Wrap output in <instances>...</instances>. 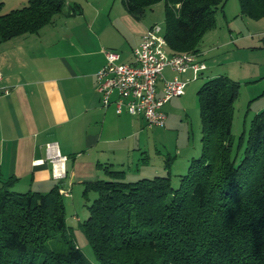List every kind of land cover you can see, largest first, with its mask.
<instances>
[{"label": "trees", "instance_id": "1", "mask_svg": "<svg viewBox=\"0 0 264 264\" xmlns=\"http://www.w3.org/2000/svg\"><path fill=\"white\" fill-rule=\"evenodd\" d=\"M122 1L139 20L164 1L170 50L195 53L201 61L203 35L216 27L226 3ZM239 1L243 15L264 18V0ZM5 2L0 0V43L38 33L66 6V0H27L2 12ZM71 6V14L82 12L79 3ZM239 94L240 81L228 74L209 77L198 90L201 154L180 174L179 186L170 175L128 181L125 170L112 164L103 167L107 178L84 182L86 199L97 193L80 224L97 264H264V109L254 115L239 158L232 135ZM18 180L0 171V264H87L67 221L68 195L59 185L17 191Z\"/></svg>", "mask_w": 264, "mask_h": 264}, {"label": "crops", "instance_id": "2", "mask_svg": "<svg viewBox=\"0 0 264 264\" xmlns=\"http://www.w3.org/2000/svg\"><path fill=\"white\" fill-rule=\"evenodd\" d=\"M72 3H79L82 12L71 14ZM155 24L136 19L121 0H66L64 11L52 24L38 33L0 43V87L9 89L0 94V171L18 177L14 187L45 192L59 185L71 198L83 191L84 182L107 178L105 165L131 168L136 154L145 165L143 172L137 167L139 177L141 172L151 171L146 165L152 153L143 148L152 149L154 134L161 126L155 130L141 115L126 110L118 113L115 103L104 106L96 73L106 63L105 51L115 50V34L124 36L116 42L121 60L130 61L133 48ZM240 38L250 36L236 40ZM233 42V38L219 42L218 47ZM214 49L210 46L200 53L204 58L203 54ZM220 63L210 64L206 70ZM167 69L175 75L169 66L164 73ZM214 71L210 77L222 73ZM188 72L193 75L189 69L179 76ZM224 73L238 78L228 70ZM247 74L260 75L255 71ZM162 85L160 81L159 87ZM144 151L148 153L145 159Z\"/></svg>", "mask_w": 264, "mask_h": 264}, {"label": "rangeland", "instance_id": "3", "mask_svg": "<svg viewBox=\"0 0 264 264\" xmlns=\"http://www.w3.org/2000/svg\"><path fill=\"white\" fill-rule=\"evenodd\" d=\"M5 1L2 12L21 7L23 6L22 4L27 3V0L25 2L22 1V3L21 0ZM216 18V27L204 33L200 48L215 46L213 52L208 55L203 54L207 65L218 62H224L225 64L220 63L206 70L199 78L190 80L183 94L174 96L165 103L164 110L168 113L167 116H169L168 118L166 116L165 123L161 125V131L157 130L159 126H149L154 127L158 132L154 134L155 140L153 141L152 149H148L150 147L143 148V150H149L148 153H152V160L146 165L151 166L152 169L151 171L142 173L145 170L143 168L145 165L139 159L142 156L136 154L135 158L131 157L134 160L133 164L130 163L131 168L125 169L128 181H136L143 176L170 175L173 185L179 186L180 174L187 172L192 157H198L201 154L202 119L198 90L214 70V72H222L221 74H225L224 72L228 70L232 74H235L238 77L236 79L240 81V94L235 102L232 135L235 141V150L237 147L241 148L239 158L243 154L252 119L257 112L264 109V18L255 19L243 15L239 0H226L224 10L218 11ZM142 19L146 24L152 25L156 23L161 28L160 32L164 33L165 2L159 1L147 8ZM121 29L124 35L130 39L127 30L123 26H121ZM261 31V34L258 33ZM115 35L117 36L115 39L121 42L119 40L124 37L123 34L117 33ZM242 35L250 36V38L236 40L237 37H241ZM133 37L131 39H134ZM232 38L234 42L231 45L218 47L219 42L231 41ZM116 42L113 45L115 50H121ZM124 54H127V51ZM249 71H255V73L257 72L260 75L256 78L249 77L247 76L250 75L249 73L247 74ZM164 74L167 79L174 77V73L170 70L168 71V69ZM191 75V72L185 73L182 79H187ZM146 152H143V159L148 154ZM140 162L142 163L140 164ZM139 164L140 166H138ZM137 167L142 168L141 177L136 172ZM24 188L14 187L17 191L28 190ZM74 195V197L65 198L67 221L72 227L75 241L81 248L87 264H97L92 244L80 225L88 217V205L94 200L97 193H89V199H86L82 190L79 192V195L78 193ZM59 245L64 246L63 243Z\"/></svg>", "mask_w": 264, "mask_h": 264}, {"label": "built area", "instance_id": "4", "mask_svg": "<svg viewBox=\"0 0 264 264\" xmlns=\"http://www.w3.org/2000/svg\"><path fill=\"white\" fill-rule=\"evenodd\" d=\"M160 30V26L155 24L146 31L141 42L133 48L130 61L121 60L117 50H106V63L96 74L97 89L104 106L115 103L118 113L126 110L133 115H142L149 126L165 123V103L183 94L187 83L199 78L207 67L195 53L171 51ZM168 66L176 73L171 79L164 75ZM189 69L193 72L192 77L180 78L179 73ZM160 81H163L161 88ZM8 92L9 89L0 87V94ZM61 192L69 195L65 189Z\"/></svg>", "mask_w": 264, "mask_h": 264}]
</instances>
